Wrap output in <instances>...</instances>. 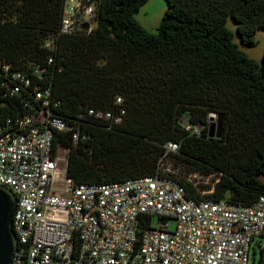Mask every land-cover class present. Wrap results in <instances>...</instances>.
<instances>
[{"label": "trees", "instance_id": "16d2710c", "mask_svg": "<svg viewBox=\"0 0 264 264\" xmlns=\"http://www.w3.org/2000/svg\"><path fill=\"white\" fill-rule=\"evenodd\" d=\"M89 1L91 30L67 34L59 31L63 0H0V115L32 111L21 97L34 106L38 84L70 126L53 131L52 150L68 148L73 183L152 174L163 144L174 141V164L218 177L206 196L255 201L264 192V48L259 61L248 56L225 22L231 17L252 46L264 0H165L153 32L133 15L145 0ZM15 71L30 82L9 94L3 82H18ZM119 107L122 119L110 126L88 113ZM210 112L223 114L220 136H208ZM178 179L187 196L198 195Z\"/></svg>", "mask_w": 264, "mask_h": 264}, {"label": "built area", "instance_id": "2783aa9c", "mask_svg": "<svg viewBox=\"0 0 264 264\" xmlns=\"http://www.w3.org/2000/svg\"><path fill=\"white\" fill-rule=\"evenodd\" d=\"M93 24L91 1L63 0L60 32L87 33ZM12 76L18 82H3L9 94L29 85L21 71ZM33 90L34 106L21 97L32 111L0 115V183L16 198L10 264H248L255 244L256 263L264 264V245L257 243L264 237V192L250 204L206 196L218 177L175 165L174 141L163 144L152 174L73 183L65 172L67 149L59 147L63 155L52 150L53 131L70 126L51 111L49 88ZM124 112L88 109L109 126ZM180 177L197 196L186 195Z\"/></svg>", "mask_w": 264, "mask_h": 264}, {"label": "rangeland", "instance_id": "374dc122", "mask_svg": "<svg viewBox=\"0 0 264 264\" xmlns=\"http://www.w3.org/2000/svg\"><path fill=\"white\" fill-rule=\"evenodd\" d=\"M167 4L165 0H145L134 12L133 15L135 19L148 31H155L157 26L159 25L161 16L166 9ZM226 26L232 31V41L239 47L244 50L248 56L260 60L261 54L264 48V28H257L254 32V44L252 46H245L241 43L239 36L236 32L235 22L231 19V17L227 16ZM59 155H63L65 150L63 148H58ZM62 162V160H61ZM183 168L182 163L175 164ZM157 218L152 216L150 223L152 225H156ZM168 226L172 225V221L167 222ZM257 243L260 245H264V237H261ZM256 246V252L254 254V260L251 261V256L249 257L248 264H257L256 260L258 258V246ZM252 252V250H251Z\"/></svg>", "mask_w": 264, "mask_h": 264}, {"label": "water", "instance_id": "95a60500", "mask_svg": "<svg viewBox=\"0 0 264 264\" xmlns=\"http://www.w3.org/2000/svg\"><path fill=\"white\" fill-rule=\"evenodd\" d=\"M86 26L85 24H83ZM208 136H220L223 125V114H208ZM68 150V148H66ZM16 198L11 189L0 183V264H10L16 247V236L12 229V214Z\"/></svg>", "mask_w": 264, "mask_h": 264}]
</instances>
